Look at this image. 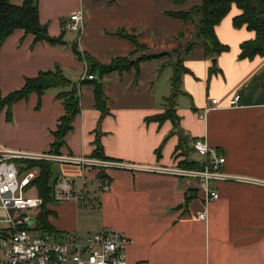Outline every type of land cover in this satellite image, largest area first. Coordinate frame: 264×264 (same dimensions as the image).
Listing matches in <instances>:
<instances>
[{"label":"crops","instance_id":"crops-1","mask_svg":"<svg viewBox=\"0 0 264 264\" xmlns=\"http://www.w3.org/2000/svg\"><path fill=\"white\" fill-rule=\"evenodd\" d=\"M11 2L21 5L24 0ZM195 4L198 2L193 0L179 5L170 0H39L41 22L54 37L63 30L60 16L83 13V33L76 42L82 53L94 55L101 63L134 51L129 40L115 36L120 28L138 33L151 53H172V58L143 62L138 72L135 69L108 75L104 83L109 114L100 123L93 87L84 86L81 112L60 154L93 159L99 129L106 160L176 167L186 159L204 163L205 158L192 147L196 138H202L211 147V154L226 158L223 172L259 182L218 181L214 186L220 198L207 202L198 183L171 174L101 170L56 162L61 173L57 178L68 177L74 186L75 180L81 179L85 189L89 181H97L99 190L93 197L97 201L94 210L98 223L88 232L112 227L131 238L133 242L127 250L131 262L264 264V58H239L240 44L256 36L245 26H233V18L241 13L237 6H232L215 28L220 42L230 47L228 52L206 59L202 47L195 46L184 57L190 72L182 77V92L176 104L179 131L185 139L183 147L177 149L180 140L170 120L163 124L146 122L165 112V98L171 92L169 79L174 72H169L166 64L172 66L177 57L173 51L191 41L190 32L195 26L168 12L188 11ZM66 42L63 46L34 42V36L21 29L5 39L0 47L3 96L23 87L26 78L56 65L72 81L81 80L87 66L73 55L74 43ZM58 93L57 89H49L41 97L34 93L20 100L12 108L11 120L6 108L0 112V144L17 151L48 153L53 131L64 113ZM238 93L242 96L239 105L229 107V100ZM212 99L218 103L210 105L205 113ZM105 181L107 190L102 188ZM193 192L194 200L187 202L186 196ZM57 202L49 206L55 229L61 234L80 232L78 202Z\"/></svg>","mask_w":264,"mask_h":264},{"label":"trees","instance_id":"trees-1","mask_svg":"<svg viewBox=\"0 0 264 264\" xmlns=\"http://www.w3.org/2000/svg\"><path fill=\"white\" fill-rule=\"evenodd\" d=\"M175 5L184 4L191 0H170ZM198 2L191 7V10H177L168 12V14L184 22H193L196 27L194 37L200 42L191 38L184 48L174 50L177 57L171 63L174 67V72L170 78L171 92L165 98V112L156 114L146 119V122H157L163 124L170 120L174 126V133L179 136L180 143L177 149H181L185 143L180 129V117L176 110L177 99L182 92V77L190 70L184 65V57L192 53L195 46L198 44L205 52V58H212L221 55L223 52H228L230 47L227 44L221 43L216 35L215 28L221 24L222 19L230 13L232 6H237L241 13L236 15L232 22L235 28L246 27L249 31L255 32V38L244 41L240 44V59L251 60L256 56L264 58V0H193ZM66 21L62 22L63 30L58 37L51 36L47 25L41 22L39 13V0H24L21 5H14L11 0H0V47L5 39L12 35L17 29L24 30L25 33L34 36V42H48L53 46H63L67 42L64 40L66 34ZM195 31V30H194ZM115 36L129 40L134 46V51L131 55L120 56L113 58L106 64L101 63L94 55L87 52L82 53L79 50L78 43L72 45V53L78 60L85 62L87 66V75H93L92 80L86 78L74 83L61 69L56 65L53 69L40 71L33 78H26L23 87L19 90L3 94L0 92V112L6 108V116L9 120L12 119V108L14 104L20 100L29 98L36 93L39 97L44 95L49 89H57L59 93L57 98L63 101L64 113L59 119L58 124L53 131V141L51 142L49 154H60L61 149L65 145L66 137L74 130V122L81 112V89L84 86L93 87L95 108L101 113L100 121L109 114L108 97L106 95L105 78L113 73L123 74L127 71L140 70V65L149 60L161 59L165 56L172 58V53L164 52L162 54L151 53L150 49L141 42L139 34L135 31L128 32L125 28H120ZM164 67V66H163ZM217 69H212L216 72ZM97 74V77H96ZM264 75V72L262 73ZM84 77V76H83ZM101 133L97 131L96 148L91 154V157L98 159H107L104 155L102 143H100ZM195 141V140H194ZM162 148L156 150V154H160ZM18 162L26 167L24 170L38 169V176L30 186L37 188L44 204L37 214L36 230L44 233L61 234L57 231L54 225L50 222V216L53 211L48 207L54 199V184L59 178L54 177L53 166L54 161L45 160H25L21 159ZM181 167L192 169H202L203 163L198 161L183 160L180 163ZM102 174V172H101ZM195 193L186 196L187 202L194 200ZM56 202V201H55Z\"/></svg>","mask_w":264,"mask_h":264},{"label":"built area","instance_id":"built-area-1","mask_svg":"<svg viewBox=\"0 0 264 264\" xmlns=\"http://www.w3.org/2000/svg\"><path fill=\"white\" fill-rule=\"evenodd\" d=\"M83 18L82 12L75 11L65 23L66 31L77 33L79 41L83 33ZM86 78L92 80L94 76L86 73L83 79ZM241 97L240 93L235 94L229 100V107H237ZM217 103V99H212L204 112L209 111L210 105ZM192 147L197 154L205 158L202 169L180 165L167 168L150 167L98 158L51 153L33 154L8 149L0 144V212L6 215V219L0 220V223L5 224L0 228V264H147L144 261H130L127 250L133 242L132 239L112 227H103L92 235H84L80 232L49 234L37 231V214L44 202L37 188L30 185L38 176V169L24 170L26 166L20 164L18 160L38 159L81 165L85 168L96 167L101 170L118 168L171 174L198 183V189L203 192L207 202L220 198L219 191L214 186L218 181H243L254 184L259 182L223 172L222 167L226 158L211 154V147L205 139L196 138ZM86 183L84 177L83 185ZM53 188L56 202L75 199L74 183L68 177L59 178ZM102 188L108 189L107 181ZM201 217L204 218V214H201ZM33 219L36 220L31 223Z\"/></svg>","mask_w":264,"mask_h":264},{"label":"rangeland","instance_id":"rangeland-1","mask_svg":"<svg viewBox=\"0 0 264 264\" xmlns=\"http://www.w3.org/2000/svg\"><path fill=\"white\" fill-rule=\"evenodd\" d=\"M80 3H81V0H80ZM69 18H70V16L68 17V15L60 16L59 22L61 23L64 20H68ZM100 30H102V29H100ZM195 34H196V27L194 26V28L190 32V38H192V39L194 38L195 41L200 42V40H198V38L194 37ZM77 36H78L77 33H74V32L67 30L66 34H65V40L68 41L69 44L70 43L71 44L76 43ZM197 46H200V45L198 44ZM166 65H168V66H166V68H168L169 72L174 71L173 67L170 64H166ZM96 76H97V74H96ZM79 81H80V78H77L76 81L73 80L74 83H77ZM58 167H59L58 164H54V166H53V173H54L53 179H55L56 177H59L61 175ZM74 187H75V191H74L75 199H73V200L75 202H78V205L80 207V210L77 211L78 216H79V220H80L79 230H80L81 234L92 235L94 233H93V231L88 232V231H90L89 228H91L92 225H96L98 223L97 211L94 210V207L97 205V201H96V198L93 197L95 195V193L99 190L98 186H97V181L96 180L89 181V183H87V186L85 189L82 186L81 179H76ZM84 189H85V191H84ZM88 191L90 192L91 195H89ZM32 193H34V191ZM76 199H77V201H76ZM55 203H58V202L51 201V204H49L48 207L52 206ZM3 219H6V215L4 212H0V220H3ZM4 226H5V224L0 223V228L4 227ZM34 235H37V234L34 233Z\"/></svg>","mask_w":264,"mask_h":264},{"label":"water","instance_id":"water-1","mask_svg":"<svg viewBox=\"0 0 264 264\" xmlns=\"http://www.w3.org/2000/svg\"><path fill=\"white\" fill-rule=\"evenodd\" d=\"M213 63H215V60H213ZM180 207H182V206H180ZM35 220H36V219H33L31 223L35 222Z\"/></svg>","mask_w":264,"mask_h":264}]
</instances>
